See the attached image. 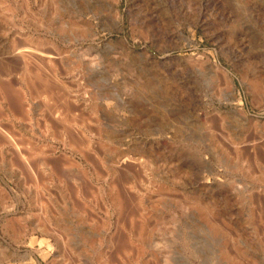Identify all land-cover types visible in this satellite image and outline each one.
<instances>
[{
  "label": "rangeland",
  "instance_id": "rangeland-1",
  "mask_svg": "<svg viewBox=\"0 0 264 264\" xmlns=\"http://www.w3.org/2000/svg\"><path fill=\"white\" fill-rule=\"evenodd\" d=\"M0 264H264V0H0Z\"/></svg>",
  "mask_w": 264,
  "mask_h": 264
},
{
  "label": "bare ground",
  "instance_id": "bare-ground-1",
  "mask_svg": "<svg viewBox=\"0 0 264 264\" xmlns=\"http://www.w3.org/2000/svg\"><path fill=\"white\" fill-rule=\"evenodd\" d=\"M22 54V53H21ZM29 58V57H28ZM33 74V73H32ZM36 76H37V74H36ZM40 79V78H39ZM46 79V78H45ZM42 80V79H41ZM44 80V79H43ZM42 83H43V81H42ZM47 83V82H46ZM48 84H50V83H48ZM43 85V84H42ZM46 87V86H45ZM55 87V86H54ZM48 88V87H47ZM59 92V91H58ZM48 93H49V91H48ZM51 93V92H50ZM52 93H53V91H52ZM60 93V92H59ZM50 95V94H49ZM51 98H53V97H51ZM55 99V98H54ZM58 99V98H57ZM63 100H64V98H63ZM67 100V99H66ZM122 101V100H121ZM64 102H65V100H64ZM66 102H69V101H66ZM61 104V103H60ZM63 104V103H62ZM67 106V105H66ZM63 107V106H62ZM69 107H70V105H69ZM69 109V108H68ZM66 110V109H65ZM240 111V110H239ZM65 112V111H64ZM69 118H71V117H68V119ZM61 119V118H60ZM58 120V119H57Z\"/></svg>",
  "mask_w": 264,
  "mask_h": 264
}]
</instances>
